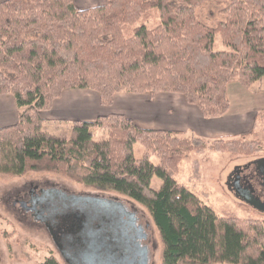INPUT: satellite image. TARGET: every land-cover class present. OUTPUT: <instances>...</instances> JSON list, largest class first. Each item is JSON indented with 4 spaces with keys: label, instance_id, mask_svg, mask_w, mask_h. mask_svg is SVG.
Returning a JSON list of instances; mask_svg holds the SVG:
<instances>
[{
    "label": "trees",
    "instance_id": "16d2710c",
    "mask_svg": "<svg viewBox=\"0 0 264 264\" xmlns=\"http://www.w3.org/2000/svg\"><path fill=\"white\" fill-rule=\"evenodd\" d=\"M207 4L223 6L215 27L197 14ZM263 77L264 0H105L87 9L73 0H0V96L20 111L0 128V175L53 173L134 201L159 233L161 264H264V220L220 217L173 177L190 153L250 156L260 142L143 129L118 114L72 121L55 135L40 116L66 90H86L104 107L120 93L177 94L218 119L230 108L229 84L250 89ZM97 131L106 137L96 141ZM39 264L59 263L50 256Z\"/></svg>",
    "mask_w": 264,
    "mask_h": 264
},
{
    "label": "rangeland",
    "instance_id": "374dc122",
    "mask_svg": "<svg viewBox=\"0 0 264 264\" xmlns=\"http://www.w3.org/2000/svg\"><path fill=\"white\" fill-rule=\"evenodd\" d=\"M222 8L223 6L207 4L199 8L197 14L202 22L215 27L217 21L223 20L219 14ZM154 15L148 24L154 23L156 17ZM215 49H224L219 35L215 36ZM227 96L230 103L227 116H239L245 113L253 126L255 116L264 111V77L254 83L250 89L243 88L239 83L229 84ZM43 117L47 118L45 115ZM254 126L251 134H239L237 138L244 137V139L260 142L261 150L257 153L250 156L221 154L210 150L190 153L181 160L179 172L173 175L176 181L188 187L220 217L264 220V211H258L245 204L230 188L231 180L238 169L245 170L247 167L245 174L251 172L259 175L255 163L264 159V113ZM70 128L71 123L64 121H44L43 126L46 132L55 135L67 133ZM105 137V132L97 131L94 139L101 141ZM133 152L134 157L139 159L144 148L136 144ZM153 162L156 160L154 159ZM161 184L162 181L157 176L152 177L150 187L153 190H159ZM36 185L43 188H59L69 194L112 199L121 202L127 208L133 206L143 224H148V264H161L162 242L144 207L119 194L85 187L61 175L47 172H30L20 178L0 175V264H39L50 256H53L59 264H67L56 251L49 233L43 226L36 224L32 218H28L29 216L26 217L19 207L12 206L14 200ZM254 188L257 192H261L258 184L254 185Z\"/></svg>",
    "mask_w": 264,
    "mask_h": 264
},
{
    "label": "flooded vegetation",
    "instance_id": "af4514ba",
    "mask_svg": "<svg viewBox=\"0 0 264 264\" xmlns=\"http://www.w3.org/2000/svg\"><path fill=\"white\" fill-rule=\"evenodd\" d=\"M246 170L238 169L233 179L239 175L240 185L264 203L262 177ZM12 206L43 226L67 264H148V224L133 206L37 185Z\"/></svg>",
    "mask_w": 264,
    "mask_h": 264
},
{
    "label": "crops",
    "instance_id": "0c3cea01",
    "mask_svg": "<svg viewBox=\"0 0 264 264\" xmlns=\"http://www.w3.org/2000/svg\"><path fill=\"white\" fill-rule=\"evenodd\" d=\"M73 2L78 9H87L104 4L105 0ZM19 112L11 95L0 96V128L16 124ZM228 113L229 110L218 119H204L195 106L188 105L184 98L177 94H159L154 100H150L146 95L120 93L114 97L112 106L104 107L95 92L66 90L53 102L51 110L40 112V116L48 122L71 123L93 122L100 116L118 114L132 120L143 129L193 133L204 140L237 137L252 130L250 128L252 122L245 113L232 117H228ZM44 115L47 118H44Z\"/></svg>",
    "mask_w": 264,
    "mask_h": 264
},
{
    "label": "water",
    "instance_id": "95a60500",
    "mask_svg": "<svg viewBox=\"0 0 264 264\" xmlns=\"http://www.w3.org/2000/svg\"><path fill=\"white\" fill-rule=\"evenodd\" d=\"M255 166L257 172L262 177L263 187H264V159L257 161L255 163ZM233 180L234 181L230 185V188L234 192V194L245 204L255 208L258 211H264V203L260 201L258 198H256L251 192V190H249L248 188H243L240 185V176L239 175L236 176V178Z\"/></svg>",
    "mask_w": 264,
    "mask_h": 264
}]
</instances>
